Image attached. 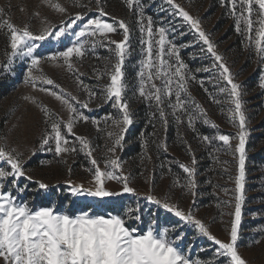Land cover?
I'll list each match as a JSON object with an SVG mask.
<instances>
[{"label":"snow or ice","instance_id":"obj_1","mask_svg":"<svg viewBox=\"0 0 264 264\" xmlns=\"http://www.w3.org/2000/svg\"><path fill=\"white\" fill-rule=\"evenodd\" d=\"M98 14L89 16L88 12L78 11L68 14L57 24L44 20V27L33 32L29 25L18 27L10 19L0 20V31H6L7 48L5 56L7 62L0 64V70L11 71L16 61L26 65L24 82L33 87L39 80L42 85H54V81L42 74L44 62H62L69 72L73 71L74 59L85 57L89 48L95 51L96 47H105L110 53L111 65H105L104 72L97 76L107 75L109 83L104 86L101 93L104 102H111L115 115L106 114L102 118L104 124L111 121V126L118 129L108 132L113 140L109 153L114 154L117 148L123 150L125 133L134 123V116L130 110L127 97L129 86L126 80L125 65L131 59L134 51L131 47V27L124 20L108 22L104 17L108 15L101 6V0H95ZM230 5V14L236 18L238 33L248 34V39H255L256 53L264 62V0H224ZM173 11L172 20L166 17L155 20L152 15L146 14L144 0H126L130 10L135 9L136 24L140 33L139 57L134 62L137 68L135 76L137 83L132 85L133 97L142 98L147 106L154 107L149 123L155 128L153 120L158 116L161 126L166 130L168 117L171 116L177 124L187 118V126L194 132L197 120L202 119L205 125L210 124L205 110L191 100L189 82L197 80L194 73H210L209 80L216 87L219 94H226L227 102L234 107L229 108V120L237 127L235 136L229 134L201 135L202 142L209 145L214 140L223 142L224 146L232 149L233 155L238 154V174L234 179V195L225 204L233 209L230 215L229 239L222 241L213 235L210 228L194 212L183 210L177 203L170 202V197L157 198L149 193L143 199L157 208L153 214L152 209L145 214L143 208L134 202L131 206L123 205L120 213H97L81 209L80 214H68L57 211L52 206H41L37 209L31 207L27 201L21 200L26 186L20 184V178L31 180L26 174L25 161L15 153V149H8L0 145V262L2 264H200L199 259L194 260L189 247L192 241L185 243L189 229L196 239L206 238L216 246L209 258L215 264H248L238 251V241L242 228V209L246 202L245 174H246V140L249 132L246 128L247 117L244 111L242 86L234 81L229 68L223 63V58L216 51L215 45L209 36L201 29L200 21L189 14L175 0H165ZM254 5L257 20L253 19ZM79 8H88L85 4H77ZM49 7L62 16L68 12L61 3H51ZM167 12L163 6L160 9ZM90 12L91 9L88 8ZM239 13V14H238ZM39 13H37V16ZM195 30L198 40L206 46V54L214 58L210 66L196 67L194 70L182 58V46L175 42V34L180 36L178 26L173 23L176 16ZM243 22L244 27H241ZM258 28L254 29V25ZM122 30V39H110V34ZM254 32V37H253ZM171 37V38H170ZM48 45L47 52L39 50ZM183 47H188L184 45ZM56 49V50H53ZM205 49L201 48V52ZM196 57H193L195 60ZM213 69L218 75L211 74ZM156 81H160L158 85ZM221 81H226L222 85ZM83 89L89 96V101H79L76 97L70 99L62 92L52 91L47 87H40V91L47 92L67 107L71 114L67 122L51 119L52 114L43 108L45 123L50 131L42 135L39 149L52 152L60 157L70 152H82L90 158L94 188H85L83 184L74 185L68 182L71 196H85L95 198L100 202L105 199L120 197L124 194L138 195L137 190L130 186V176L123 174L120 159L108 158L105 170H101L98 161L93 157L90 141L83 136H76L75 143L70 141L64 132L74 135V125L78 121L91 122L99 126L100 118H91L81 109H88L91 98L96 92L80 81ZM201 85L203 81L201 80ZM230 86V87H229ZM58 87V86H56ZM259 87L264 89V76L261 77ZM138 90V91H137ZM207 91V89H206ZM174 98V99H173ZM28 99V97H26ZM221 103L220 100H215ZM216 128L215 124H211ZM99 130V129H98ZM155 136V132L152 134ZM237 142L233 148L231 141ZM148 141L144 142L147 146ZM156 143V141H153ZM159 148L166 150V145L158 144ZM35 154V150L33 152ZM197 160L193 156L191 165L181 163L179 167L187 176V184L177 185L187 188L192 196L197 195L198 187L195 181ZM161 167H164L162 164ZM115 181L119 189L108 187L107 182ZM40 190H47L48 185L37 182ZM16 192V195L13 192ZM227 195L229 190L224 189ZM71 206V205H69ZM171 214L174 221L160 220L159 210ZM255 218V216H254ZM137 222H139L137 224ZM182 225V227H178ZM264 238V228L257 229ZM183 233V235H182ZM259 243V240H254Z\"/></svg>","mask_w":264,"mask_h":264},{"label":"rangeland","instance_id":"obj_2","mask_svg":"<svg viewBox=\"0 0 264 264\" xmlns=\"http://www.w3.org/2000/svg\"><path fill=\"white\" fill-rule=\"evenodd\" d=\"M56 2L61 3L68 10L63 16L49 7V4ZM175 3L200 21L201 29L209 36L217 53L222 56L223 63L229 68L234 81L242 86L249 136L246 140V202L242 209L238 251L248 264H264V238L257 231L264 228V89L259 87L260 79L264 76V62L256 53L255 39L249 40L247 33L237 32L236 18L230 14V5L224 0H175ZM77 4H85L91 11L89 12L88 8H79ZM101 6L108 13L104 17L108 22H113L115 18L117 21L124 20L131 27V47L134 51L125 65L129 86L127 97L134 122L139 123L146 116L145 123L149 126L147 137L149 136L150 142L145 147L144 141L140 150L132 157L128 155L131 144L126 139L123 150L117 148L114 154L107 151V148L113 144V140L108 137V132L118 131L111 126V121L107 125L102 122L106 114L115 115L117 110L113 109L111 112L100 110L106 105L111 107V102L105 103L101 93L102 88L109 83V77L101 75V78L97 79V76L104 72L105 65L110 66L114 63V60L110 62L108 59L110 53L107 48L96 47L95 51L89 48L85 57L74 59L71 72L63 66L62 62H44L42 73L37 72L35 75L42 74L52 79L54 85H42L39 80L36 87L26 84L24 82L26 65L16 61L11 71L0 70V145L15 149V153L25 161L26 174L32 177L31 180L20 178V184L27 189L20 199L27 201L37 210L41 206H52L55 210L68 214H80L81 209L116 214L121 212L123 205L131 206L134 202L138 207L143 208L145 214L150 208L153 214H156V206L147 203L143 197L149 193L161 199L167 196L170 197V202L177 203L181 209L186 211L191 209L196 217L210 228L213 235L222 241H227L230 220L233 218L230 213L233 209L225 202L231 200L234 195V179L238 174V154L233 155L232 149L224 146L221 141L214 140L211 145L202 142L199 135L187 126L186 117L183 118L182 123L177 124L169 116L166 130L161 126L158 116L153 120L155 128L149 123L154 107L145 104L141 107L142 99L138 95L134 98L131 90L132 85L137 83L135 76L137 68L134 67V62L138 60L140 50V33L136 24L137 16L134 15L135 9L130 10L126 0H101ZM161 6L167 9V12H162ZM144 7L146 14L152 15L155 20L164 17L167 20L173 19L170 15L173 9L165 3V0H144ZM256 8L258 6L254 5V20L258 19ZM78 11L88 12L89 16L94 17L98 14L95 0H0V20L10 19L18 27L27 24L33 32H38L45 26V18L48 23L57 24L68 14H75ZM37 13H39L38 16ZM173 23L178 26L180 32L185 33L183 36L175 34V42L182 47L188 45L191 48L192 56L198 59L195 67L210 66L214 58L206 54V46L198 40L195 30L184 23L182 17L178 15ZM241 27H244L243 22ZM255 28H258V24L254 25ZM252 35L254 37V32ZM110 39L120 41L122 30L118 29L117 33L110 34ZM6 48V31H0V64L7 62ZM201 48L205 51L201 52ZM47 50L48 45L45 44L39 51L47 52ZM200 73L202 75L195 73L198 76L197 80L189 82L188 95L205 110L210 121L208 124L212 132L210 137L219 134L235 136L238 129L229 120L231 115L229 108L234 106L227 102L226 94L217 92L216 87L209 80L210 73ZM211 74L218 75L215 69ZM201 80L204 91L198 94L196 87L199 83L201 84ZM80 81L97 93L91 98L89 108L81 110L91 118H100L101 123L97 126L91 122L78 121L74 125V135L67 134L64 129L70 145L75 143L79 149L75 137L83 136L88 139L93 151L92 158L98 161L101 170H105L108 158L118 157L122 163L123 174L130 176V186L137 190L138 195L124 194L120 197L105 199L103 202L91 197L71 196L68 190L69 181L74 185L83 184L85 188H94L93 176L89 170L92 168L90 158L79 151L57 157L52 152L39 149L42 135L45 131H50L45 123L42 109L46 108L52 114L51 119H58L65 123L71 115L65 105L47 92L40 91V87H47L58 93L62 90L69 99L74 96L79 101H89V96ZM156 83L159 85L160 81ZM226 83L221 81L222 85ZM215 100H220L221 103L218 104ZM197 121L202 122V119ZM211 124L217 127L212 128ZM171 128L173 134L170 137L167 131ZM153 132L155 136L152 135ZM127 133L128 131L125 133V138ZM236 142L235 139L231 141L233 148ZM160 143L166 145V150L158 147ZM34 150L35 154H33ZM158 150L164 154H170L172 156L169 158L170 163L174 162L177 167L181 163L191 165V159L195 157L197 195L192 196L187 188L177 185V180L180 185H185L188 179L180 167L178 172L173 171L171 174L161 167L162 159L158 155ZM37 182L46 183L49 186L48 189L40 190ZM107 184L112 189L120 187L115 181H109ZM224 189L229 190L227 195ZM13 194L16 195V192L14 191ZM159 216L162 223L165 220L176 219L162 209L159 210ZM254 240H259V243H255ZM189 241H192L189 253L194 260L199 259L200 264H215L209 258L218 246L203 237L196 239L192 236L191 229L188 231L185 243L188 244Z\"/></svg>","mask_w":264,"mask_h":264},{"label":"trees","instance_id":"obj_3","mask_svg":"<svg viewBox=\"0 0 264 264\" xmlns=\"http://www.w3.org/2000/svg\"><path fill=\"white\" fill-rule=\"evenodd\" d=\"M191 48L189 47H182V50H181V56L182 58L190 65V67L194 70L196 67H195V64L198 62V59L196 58L195 60H193V56L191 54ZM197 66V65H196ZM195 74V73H194ZM198 75H202L201 73H198ZM197 76V75H196ZM198 77V76H197ZM196 89L198 90V94L201 93L202 91H204L202 89V86L201 84L199 83L198 87H196ZM203 93V92H202ZM142 99V98H141ZM144 104L146 105V102L141 101V107L144 106ZM102 112H111L113 110V108H111L109 105H106L105 107H102ZM144 115V114H143ZM145 117L144 116L142 118V121H140L139 123H133L130 127V129L128 130V135L127 137L125 138L126 141L130 142V151H129V154L131 157L132 155H134L137 151L140 150L141 148V144L144 142V141H148L150 142V138L149 136L147 137V132H148V129H149V126L148 124H146L145 122ZM195 132L196 134L199 135V137L201 135H208L210 136V134L212 133L211 132V128L208 126V125H205L203 122H196V125H195ZM167 134L168 136L171 137V135L173 134V129L171 128L170 130L168 129L167 131ZM143 140V141H142ZM149 144V143H148ZM158 155H160L161 159H162V164L164 165V167H162L166 172H168L169 174H171L173 171L174 172H178L179 171V167H177L174 162L170 163L171 160L169 161V158H171L172 156L170 154H164L161 152V150H158ZM168 156V157H167ZM130 157V158H131ZM119 213V212H117Z\"/></svg>","mask_w":264,"mask_h":264}]
</instances>
